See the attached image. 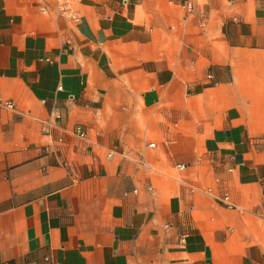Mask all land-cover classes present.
<instances>
[{
  "label": "crops",
  "instance_id": "1",
  "mask_svg": "<svg viewBox=\"0 0 264 264\" xmlns=\"http://www.w3.org/2000/svg\"><path fill=\"white\" fill-rule=\"evenodd\" d=\"M71 9L0 0V264H264V0Z\"/></svg>",
  "mask_w": 264,
  "mask_h": 264
},
{
  "label": "built area",
  "instance_id": "2",
  "mask_svg": "<svg viewBox=\"0 0 264 264\" xmlns=\"http://www.w3.org/2000/svg\"><path fill=\"white\" fill-rule=\"evenodd\" d=\"M56 2L58 4V6H59L60 11H62V12H69V11L72 10L71 9V4H72L73 0H56ZM4 105L7 108H9V109H13L14 108V105H13L12 102H5ZM177 167L179 169H184L185 166L184 165H178ZM222 200L224 202H228V197L225 196V197L222 198Z\"/></svg>",
  "mask_w": 264,
  "mask_h": 264
}]
</instances>
